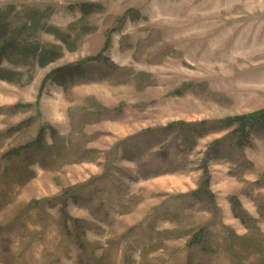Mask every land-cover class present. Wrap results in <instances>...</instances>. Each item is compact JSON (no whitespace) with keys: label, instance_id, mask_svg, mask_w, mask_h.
Returning a JSON list of instances; mask_svg holds the SVG:
<instances>
[{"label":"rangeland","instance_id":"rangeland-1","mask_svg":"<svg viewBox=\"0 0 264 264\" xmlns=\"http://www.w3.org/2000/svg\"><path fill=\"white\" fill-rule=\"evenodd\" d=\"M0 10L61 53L3 65L0 264H264V0Z\"/></svg>","mask_w":264,"mask_h":264},{"label":"trees","instance_id":"trees-1","mask_svg":"<svg viewBox=\"0 0 264 264\" xmlns=\"http://www.w3.org/2000/svg\"><path fill=\"white\" fill-rule=\"evenodd\" d=\"M84 12H86L84 10ZM30 19L33 17H29ZM35 24L39 21L35 20ZM26 26L13 27L8 13L0 10V80L19 83L22 80V75L18 72H12L5 69V62L10 64H19L20 62L38 63L41 67L47 66L61 56L58 50H48L33 44L27 38ZM59 35L58 33H56ZM64 40V37H62ZM264 121V110L252 113L248 116L229 119L224 122L226 125H239L238 133L245 134L248 127L253 122ZM23 148L17 150L15 154L22 152ZM202 235V234H199Z\"/></svg>","mask_w":264,"mask_h":264}]
</instances>
